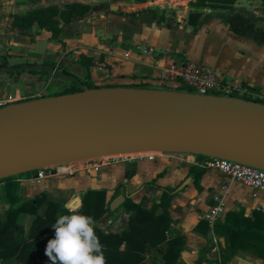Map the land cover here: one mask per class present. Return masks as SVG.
I'll list each match as a JSON object with an SVG mask.
<instances>
[{
	"label": "crops",
	"instance_id": "crops-1",
	"mask_svg": "<svg viewBox=\"0 0 264 264\" xmlns=\"http://www.w3.org/2000/svg\"><path fill=\"white\" fill-rule=\"evenodd\" d=\"M17 1L25 2L0 0L1 13L9 15ZM67 1L86 0H62V3ZM196 1L145 0L138 3L136 0H87L93 3L91 12L64 28L60 41L53 40L46 31H41L32 40L31 35L8 28L6 22L0 23V47H3L0 49V65L5 63V67H0V99L10 94L21 97V94L28 95L46 89L43 82L45 77L41 79L27 70L16 73L12 69L19 68L17 65L39 67L45 61L55 62L83 76L85 70L76 62L79 54L95 57L100 53L106 55L109 69L93 67L89 71V81L96 88H138L142 84L147 85L145 88L165 86L159 82L160 69L154 60L138 55L144 48L157 53L172 52L182 60L203 65L221 79L240 81L251 91L256 89L257 92H252L255 96L264 97V44L235 34L227 22L230 15L239 13L259 19L264 24L261 0L260 7L254 6L255 0H241L232 9L207 8L198 28L194 30L191 26L183 25L182 17L189 4ZM254 8L260 10L255 11ZM148 9H152L156 15ZM131 14L136 17H131ZM98 32L102 36H98ZM42 40H47L49 47L45 54H37L34 51ZM51 41L63 47L52 45ZM129 51L132 53L131 58H123ZM112 52L118 57L112 58ZM95 76H98L97 80ZM53 83L61 86L60 82ZM32 97L29 96L30 99ZM192 167L202 169L197 182ZM32 176L19 179L24 201L46 190L50 201H62L67 207L73 203L77 212L81 207V194L89 189H106L108 201L117 192L119 195L131 196L134 202L145 209L160 204L163 195L159 188L144 187L146 182L155 181L157 186L176 190L169 212L175 231L186 238L180 264H189L186 261L189 257H202L203 264H218L219 246L224 243L214 235L213 228L203 219L215 196H222L226 203V213L220 221L230 211L243 210L246 217L253 213H264V191H256L232 181L215 170L204 169L193 159L183 161L176 157L162 156L148 161L132 158L104 167L98 173L51 176L40 183L34 182ZM2 188L5 190L4 184L0 183V192ZM254 194L257 196L253 197ZM8 207L5 190L4 196L0 193V211L3 213ZM156 214H162V209L159 208ZM93 226L121 234L128 227L127 215L120 206L116 211L93 222ZM146 255L145 264H163L151 248ZM229 264H264V258L243 250Z\"/></svg>",
	"mask_w": 264,
	"mask_h": 264
},
{
	"label": "water",
	"instance_id": "water-1",
	"mask_svg": "<svg viewBox=\"0 0 264 264\" xmlns=\"http://www.w3.org/2000/svg\"><path fill=\"white\" fill-rule=\"evenodd\" d=\"M110 92L120 95L109 107L74 112L59 105ZM150 152L220 158L264 170V103L179 90L82 86L78 93L0 108V181L67 162ZM126 197L118 195L110 210ZM186 261L203 264L202 257Z\"/></svg>",
	"mask_w": 264,
	"mask_h": 264
},
{
	"label": "trees",
	"instance_id": "trees-1",
	"mask_svg": "<svg viewBox=\"0 0 264 264\" xmlns=\"http://www.w3.org/2000/svg\"><path fill=\"white\" fill-rule=\"evenodd\" d=\"M61 0H28L34 4L28 8L26 2H19L17 7H26L25 12L12 11L9 15L0 14V23H5L12 30L16 29L32 36L39 35L41 31L50 33L51 38L60 41V35L64 28L69 27L74 21L81 20L87 16L93 3L87 1H67L63 5ZM142 3L145 0H136ZM241 0H197L189 4L188 10L182 17L184 26H191L196 30L204 17V10L210 9H232ZM264 10V0H261ZM154 15L152 9H148ZM135 18V14H131ZM7 18V21H5ZM163 20V17H160ZM231 30L239 36H247L255 42L264 44V24L256 18L244 14L234 13L227 18ZM182 24V23H181ZM5 59V57H3ZM76 62L85 70L83 77L67 67L55 62L45 61L36 66H29L28 73L38 75L40 78L50 77L52 82L58 78L70 76L74 80L68 87H60L50 96L73 94L82 91V86L96 88L90 81V69L101 67L109 69L106 55L100 53L97 57L79 54ZM0 67H5L2 63ZM16 67L22 68L23 65ZM25 70H18L21 73ZM146 84L138 88H145ZM185 88L183 86L177 89ZM180 90L190 92L191 89ZM249 89V87H248ZM250 90V89H249ZM251 91V90H250ZM251 92H257L252 89ZM247 97V96H246ZM246 100L262 102L259 96L248 97ZM32 100V99H29ZM201 161L209 158L198 156ZM195 182L198 181L202 169L192 167ZM26 173L10 177L0 181L4 184L9 207L2 213L0 211V260L1 264H51L44 255V247L48 239L54 235L51 227L55 219L61 214H68L69 208L62 201H50L46 190L40 191L30 200L24 201L21 196V184L19 179L31 176ZM144 187L153 186L163 191L160 204L152 209H145L127 196L121 207L127 215V229L121 234L111 233L93 226L94 233L101 245L105 264H143L146 261V253L149 248L155 251L161 258L163 264H180L182 247L186 238L175 231L174 222L170 217V207L173 196L177 193L166 187L157 186L155 181L146 182ZM106 189H89L81 194V207L77 213L92 217L93 222L100 220L110 210V204L119 195L107 200ZM161 208L162 214L157 215ZM116 211V210H115ZM114 212V211H113ZM23 216L32 217L31 224L26 230L21 222ZM216 237L223 240L220 245V257L218 264H229L239 251H248L260 258H264V213H253L246 217L243 210L230 211L223 221H218L213 227Z\"/></svg>",
	"mask_w": 264,
	"mask_h": 264
},
{
	"label": "built area",
	"instance_id": "built-area-1",
	"mask_svg": "<svg viewBox=\"0 0 264 264\" xmlns=\"http://www.w3.org/2000/svg\"><path fill=\"white\" fill-rule=\"evenodd\" d=\"M112 58L118 55L110 53ZM132 53L126 52L125 59L131 58ZM138 55L151 57L160 69L159 82L165 86L177 89L178 87H187L190 92L198 95H210L226 98H242V96L256 97L248 86L240 81L233 79H221L217 74L210 71L203 65L180 59L176 54L164 51L161 53L154 52L151 49L144 48ZM172 85V86H171ZM41 98V96H34ZM32 97V98H34ZM30 98H21L18 96H9L0 100V108L14 103L29 100ZM243 99V98H242ZM135 154H119L103 156L98 158L67 162L56 166H49L36 171L32 180L40 183L47 177L51 176H74L78 173H98L102 168L126 162ZM138 159L154 161L157 157L167 156L176 157L183 161L193 159L198 166L204 169L215 170L232 181L249 186L256 191H264V170L243 165L230 160L220 158H209L201 161L197 155L186 153H141ZM254 194L253 197H256ZM226 213V203L222 196H215L212 200L211 208L203 215V219L210 227L222 219Z\"/></svg>",
	"mask_w": 264,
	"mask_h": 264
},
{
	"label": "clouds",
	"instance_id": "clouds-1",
	"mask_svg": "<svg viewBox=\"0 0 264 264\" xmlns=\"http://www.w3.org/2000/svg\"><path fill=\"white\" fill-rule=\"evenodd\" d=\"M51 227L54 235L44 247L51 264H105L92 217L69 211L59 215Z\"/></svg>",
	"mask_w": 264,
	"mask_h": 264
},
{
	"label": "rangeland",
	"instance_id": "rangeland-1",
	"mask_svg": "<svg viewBox=\"0 0 264 264\" xmlns=\"http://www.w3.org/2000/svg\"><path fill=\"white\" fill-rule=\"evenodd\" d=\"M4 1H6V0H4ZM11 1V0H10ZM28 5L27 6H29V5H34V4H32V3H28V0H24ZM87 1V0H86ZM18 3H19V1H17ZM17 2L14 4V7H13V11H15V10H19L20 12H25V8L26 7H23V6H19V7H17L16 6V4H17ZM60 3L63 5L64 3H62V0L60 1ZM254 6H257V7H260V2H259V0H255L254 2ZM1 6L2 5H0V8H1ZM255 9V11L256 10H260V8H254ZM1 9H0V14H1ZM9 28V27H8ZM98 36H102V33L101 32H98ZM49 42L47 41V40H42V41H40L39 43H38V45L36 46V49H35V53H37V54H45L46 52H47V49H48V47H49V44H48ZM51 43H52V45H58V47L60 46V47H63L62 45H60V44H57V43H55V42H53V41H51ZM2 44L0 43V46H1ZM4 46V45H3ZM3 47H0V49H2ZM21 61V60H20ZM19 61V62H20ZM38 76V75H37ZM77 77H79V78H81V77H83V76H80V75H77ZM97 77L98 76H95V80H97ZM41 79H43V78H41ZM56 81V83H61V86L60 87H68V86H70V84H71V82L69 81V79H67V78H58V79H56L55 80ZM55 81H53V82H55ZM43 82H45V87H46V89H44V90H39V91H35V92H33L32 94H21V98H29V96L31 95H33V96H41V97H49V95L50 94H52L53 92H55V90H57V89H59L60 87L59 86H55L54 85V83L52 82V80H51V78L50 77H47V79H45V80H43ZM151 88H153V89H157V88H159V89H167V90H178V89H175V88H171V87H167V86H157V87H151ZM187 87H185V88H182V89H179V91L180 90H188V89H186ZM9 96H12V94H10V95H8V96H6L5 98H7V97H9ZM243 97H245V98H248V96L246 97V96H242V98ZM262 99V102H264V97H261ZM31 99H35V97L34 98H31ZM244 99V98H243ZM0 100H2V99H0ZM139 157H141L140 155H133V156H131L130 158H139ZM1 195H5V190H4V188H2L1 189ZM73 205V203H70L69 204V206H68V208H69V210L70 211H74V212H77L76 211V209H75V207H73L72 206ZM31 221H32V217H30V216H23L22 218H21V222H22V224L24 225V227H25V229L27 230L28 228H29V226H30V224H31ZM148 253V252H147ZM146 253V254H147ZM156 253V252H155ZM147 256V255H146ZM160 261H161V258H160V256L156 253V255H155ZM146 259H147V257H146ZM143 264H145V262L143 263Z\"/></svg>",
	"mask_w": 264,
	"mask_h": 264
},
{
	"label": "bare ground",
	"instance_id": "bare-ground-1",
	"mask_svg": "<svg viewBox=\"0 0 264 264\" xmlns=\"http://www.w3.org/2000/svg\"><path fill=\"white\" fill-rule=\"evenodd\" d=\"M119 93L110 92L106 98L89 96L80 99L59 101V105L74 112H87L95 108L109 107L111 102L119 97Z\"/></svg>",
	"mask_w": 264,
	"mask_h": 264
}]
</instances>
